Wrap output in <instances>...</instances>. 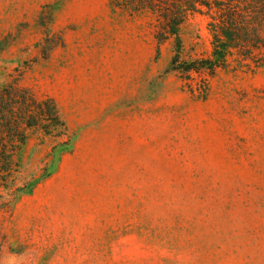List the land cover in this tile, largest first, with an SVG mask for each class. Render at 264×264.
<instances>
[{"label": "rangeland", "instance_id": "rangeland-1", "mask_svg": "<svg viewBox=\"0 0 264 264\" xmlns=\"http://www.w3.org/2000/svg\"><path fill=\"white\" fill-rule=\"evenodd\" d=\"M110 2L0 0V264H264V67L192 93L174 41ZM44 101L61 136L25 118Z\"/></svg>", "mask_w": 264, "mask_h": 264}, {"label": "trees", "instance_id": "trees-1", "mask_svg": "<svg viewBox=\"0 0 264 264\" xmlns=\"http://www.w3.org/2000/svg\"><path fill=\"white\" fill-rule=\"evenodd\" d=\"M110 4L114 12L149 17L159 48L174 41L177 53L170 70L184 76L186 81L194 82L192 73L201 77L196 84H190L192 93L204 92L208 78L233 65L253 71L264 67V0H111ZM195 15L207 17L212 49L204 58L181 61V31ZM49 103L53 104V111ZM54 107L53 102L44 101L36 112L28 106L24 115L28 119L39 116L40 127L48 135L56 132V136H61L66 126ZM51 116L57 123L50 122Z\"/></svg>", "mask_w": 264, "mask_h": 264}]
</instances>
